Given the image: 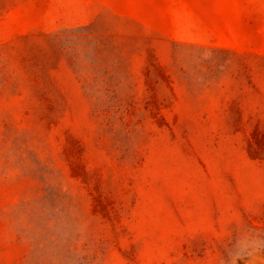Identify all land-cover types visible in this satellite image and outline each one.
Instances as JSON below:
<instances>
[{
  "label": "rangeland",
  "instance_id": "obj_1",
  "mask_svg": "<svg viewBox=\"0 0 264 264\" xmlns=\"http://www.w3.org/2000/svg\"><path fill=\"white\" fill-rule=\"evenodd\" d=\"M0 264H264V0H0Z\"/></svg>",
  "mask_w": 264,
  "mask_h": 264
}]
</instances>
